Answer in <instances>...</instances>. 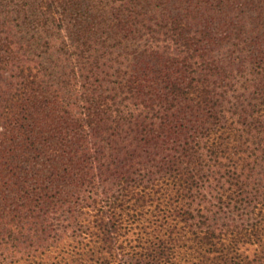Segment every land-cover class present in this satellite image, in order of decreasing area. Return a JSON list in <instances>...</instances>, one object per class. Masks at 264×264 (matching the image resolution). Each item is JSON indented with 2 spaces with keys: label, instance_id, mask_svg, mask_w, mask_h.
<instances>
[{
  "label": "trees",
  "instance_id": "obj_1",
  "mask_svg": "<svg viewBox=\"0 0 264 264\" xmlns=\"http://www.w3.org/2000/svg\"><path fill=\"white\" fill-rule=\"evenodd\" d=\"M4 74L0 264H264V0H0Z\"/></svg>",
  "mask_w": 264,
  "mask_h": 264
},
{
  "label": "rangeland",
  "instance_id": "obj_2",
  "mask_svg": "<svg viewBox=\"0 0 264 264\" xmlns=\"http://www.w3.org/2000/svg\"><path fill=\"white\" fill-rule=\"evenodd\" d=\"M223 50V51H222ZM225 48L221 49L220 52H218V56L224 52ZM7 78L8 75L4 74L3 76H0V101L7 95L9 91V86L7 84Z\"/></svg>",
  "mask_w": 264,
  "mask_h": 264
}]
</instances>
